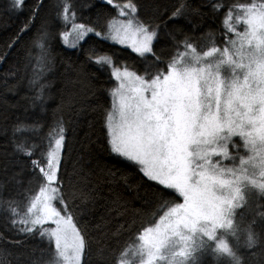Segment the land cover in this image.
Listing matches in <instances>:
<instances>
[{"label":"trees","instance_id":"16d2710c","mask_svg":"<svg viewBox=\"0 0 264 264\" xmlns=\"http://www.w3.org/2000/svg\"><path fill=\"white\" fill-rule=\"evenodd\" d=\"M127 3L24 0L17 7L14 0H0V264H50L54 256L53 240L40 235L43 226L31 233L19 229L31 227L26 210L46 184L41 169L47 171L53 137L61 129L58 186L86 242L82 264H117L146 228L182 200L112 151L107 124L117 81L108 60L99 57L155 74L186 45L198 52L221 47L235 34L227 30L228 17L240 31L236 16L264 0H131L141 23L156 33L151 53L141 56L95 34L78 47L64 45L66 13L105 32L119 15L117 5ZM136 35L131 43L140 46L143 38ZM24 218L27 224L13 225L12 220ZM246 228L242 243L228 238L235 256L215 247L209 254L212 264H264V216Z\"/></svg>","mask_w":264,"mask_h":264},{"label":"snow or ice","instance_id":"6c2138e0","mask_svg":"<svg viewBox=\"0 0 264 264\" xmlns=\"http://www.w3.org/2000/svg\"><path fill=\"white\" fill-rule=\"evenodd\" d=\"M23 2L14 0L17 7ZM117 7L122 14L124 9L136 11L131 0ZM228 21L227 30L236 35V39L227 41L230 47H212L199 55L192 45H186L185 53H177L180 58L169 62L166 71L159 70L154 75L146 71L147 79L126 69L114 72L121 84L116 90L119 121H113L109 114L107 124L112 151L140 165L148 179L183 198L160 223L139 236L141 264H184L191 255L189 242L194 243V238L203 236L216 241L217 229L233 228L230 217L241 206L242 182L264 192V182L252 178L258 171L264 180V3H250L244 7L243 15L236 16L235 24L242 25V30L237 31L231 16ZM138 31L143 33V41L135 51L141 56L151 53L156 33H149L144 26ZM235 137L240 138V144L235 143ZM63 140L61 135L55 141L47 171L41 169L49 185L59 183L56 150L62 148ZM230 143L236 150L234 154H230ZM241 147L251 153L247 159L239 156ZM213 157L221 159L214 161ZM48 191L51 195H45L46 189L41 187L26 210L34 217L32 227L19 230L31 233L37 225L51 221L55 227L40 232L42 237L54 240L55 255L50 264H81L85 239L72 216L62 206L58 209L53 205V201H62L58 189L50 187ZM13 214H17L15 210ZM28 222L27 218L12 220L13 225ZM248 242L251 247V234ZM203 243L201 240V246ZM180 246L181 251L175 252ZM215 251L235 256L222 239ZM177 257L183 259L177 261Z\"/></svg>","mask_w":264,"mask_h":264},{"label":"rangeland","instance_id":"374dc122","mask_svg":"<svg viewBox=\"0 0 264 264\" xmlns=\"http://www.w3.org/2000/svg\"><path fill=\"white\" fill-rule=\"evenodd\" d=\"M123 5L124 4H122L120 6L122 7ZM129 20L132 21L131 25L128 24ZM65 21L68 24H67V28L62 33V41H63L64 45L69 47V48L78 47V45L87 36H89L91 34L97 35V33H98L99 36H101V37H103V38H105L111 42L121 44L124 46H130L131 48L135 49V47H138V46L131 43V38L134 37V35H136V33H138L136 35V37L143 38V33L138 31V29L141 26L147 27L149 33L154 32V30L150 26L141 23L138 16L136 15V11H135V13H133L130 9H124L123 14H122L120 7H119V15H117L116 17H114L110 21V23L107 27V30L105 32L98 31L90 25L79 22L75 19V17L73 15H70L67 13L65 14ZM81 25H83L84 27L81 28L80 27ZM82 33H83V35H82ZM233 39H236L235 34L233 37L231 36L227 41H230ZM121 40L123 42H121ZM192 47L194 48V46H192ZM212 47H217V48H220L221 50H223L224 47H230V45L226 42L221 47H218V46H212ZM212 47H209L208 49L203 50L201 52L196 51V53L199 55H202L203 52L210 50ZM195 49H197V48L195 47ZM185 51H186V49L183 50L181 53H185ZM188 51L190 52V50H188ZM147 54L148 53H145L144 55H147ZM102 58H106V57H103V56L99 57V61L105 63V60ZM108 58L109 59H108V61H106V63L110 67L111 72H112L115 80L117 81V87L115 88L114 93H113V105H112L110 115H111L113 121L118 122L119 121L118 92L116 90L119 89L121 81L116 79V77L114 75L115 70L119 69L120 72L123 73L126 69L129 73H135L137 76H144L145 79H147L148 76L146 74L138 72L135 69H131L129 66L128 67L127 66H122V67L116 66V65H114L112 59L110 57H108ZM179 58L180 57L176 56L173 59H179ZM208 59L212 60L213 58H208ZM60 131H61L60 135L57 132L55 133V135L53 137L54 142L57 139H59L61 135H63V137H64V130L61 129ZM234 141L236 144H240V138L239 137H235ZM54 149H55V143L53 145L52 150H50V151L52 152ZM229 150H230V154H234L236 152V150L232 148L231 143L229 144ZM61 151H62V148L59 150H56L59 160L61 159ZM246 152H248V151L241 147L239 149V156H243L245 159H247L248 155H251V153L250 152L246 153ZM239 156L237 157V164H236L237 167H239V164H238ZM218 159H221V158L220 157H213L214 161L218 160ZM224 164H226L229 167L232 166V164L229 163L228 161H224ZM46 166H47V164H46ZM245 167H249V169L251 170L250 166L246 165ZM228 178L234 179V177H228ZM252 178L257 179L260 182H264V180H262L259 177L258 171H257V175L255 177H252ZM57 181H58V171H57ZM242 184H243V187L241 185H239L241 187V195L243 196V200L240 201L241 206L235 208L233 211V215L230 217V219H232V221H233V228L232 229H223V230L217 229L216 235L218 236L219 239L216 241L208 240L207 237H203V236H198V237L194 238V240H195L194 243L189 242V249L191 250V255L186 258V260L184 261V264H212L211 263L212 259L209 256V254L217 246V242H219V240L221 238L225 239L224 241L227 243L228 238H230V235H231V238H230L231 240H233V241L242 240L240 242V243H242L243 239L248 234L247 233L248 229L246 228L247 222L255 221V219H258L259 217L264 216V209H263L264 208V202H263L264 192H261L258 188L254 187L251 184H248L246 182H243ZM58 185H59L58 183H53V184L49 185V183L47 182V178H46V184L44 185V188L46 189L45 195H51V192H49L48 189L50 187H55L58 189L57 195L59 197H62L61 196V190H60ZM182 202H183V198L180 201H176V202L172 203L169 206V208L165 211V213L162 216H160V218L156 221V223L150 227L154 228L156 224L160 223L161 218L165 216V214L169 211L170 208L175 207L176 204L182 203ZM53 205L56 206L58 209L62 206L65 209V211L67 212V214L71 215V213L69 212L68 207H67L63 198H62V201L60 204H57L55 201H53ZM62 214H64V212H62ZM33 218L34 217L32 216V214H30V216L28 217L29 221H31V219H33ZM73 223L76 225L78 231L82 235V232L79 229V227L77 226V224L75 223L74 219H73ZM28 224L32 227L30 222ZM39 226H43V228H54L55 224L52 223L51 221H48L45 224L37 225L36 227H39ZM229 230H231V231H229ZM143 233H144V231L140 235H142ZM233 233H235V234H233ZM201 240H203V242H204L202 246H201ZM53 243H54V240H53ZM140 243H142V242L138 238L137 242L134 245L128 246L124 250V252L121 254L117 264H121V261H124L125 264H141V259L139 257L138 252H137V248H138ZM255 245H257V244H255ZM181 247L182 246L176 247L174 249V251L179 253L181 251ZM229 247H230V245H229ZM242 248H248V246H243ZM54 251H55V246H54ZM54 255H55V253H54ZM165 255L167 256L169 254L165 253ZM83 256H84V254H83ZM176 259H177V261H179L183 258L177 257ZM82 262H83V257H82ZM82 262H81V264H82ZM159 264H169V262L168 261H161V262H159Z\"/></svg>","mask_w":264,"mask_h":264},{"label":"water","instance_id":"95a60500","mask_svg":"<svg viewBox=\"0 0 264 264\" xmlns=\"http://www.w3.org/2000/svg\"><path fill=\"white\" fill-rule=\"evenodd\" d=\"M103 2H106V0H103Z\"/></svg>","mask_w":264,"mask_h":264}]
</instances>
